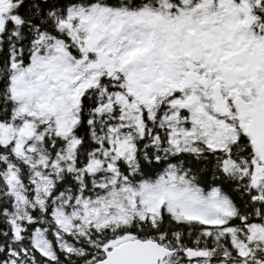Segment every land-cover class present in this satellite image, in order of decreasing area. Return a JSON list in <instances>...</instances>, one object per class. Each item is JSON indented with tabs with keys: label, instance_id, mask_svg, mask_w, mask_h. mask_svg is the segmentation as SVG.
Here are the masks:
<instances>
[{
	"label": "snow or ice",
	"instance_id": "snow-or-ice-1",
	"mask_svg": "<svg viewBox=\"0 0 264 264\" xmlns=\"http://www.w3.org/2000/svg\"><path fill=\"white\" fill-rule=\"evenodd\" d=\"M0 264H264V0H0Z\"/></svg>",
	"mask_w": 264,
	"mask_h": 264
}]
</instances>
